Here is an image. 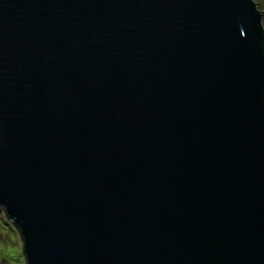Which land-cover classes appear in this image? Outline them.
<instances>
[{
    "label": "water",
    "instance_id": "water-1",
    "mask_svg": "<svg viewBox=\"0 0 264 264\" xmlns=\"http://www.w3.org/2000/svg\"><path fill=\"white\" fill-rule=\"evenodd\" d=\"M0 210L25 264H264L254 0H0Z\"/></svg>",
    "mask_w": 264,
    "mask_h": 264
},
{
    "label": "rangeland",
    "instance_id": "rangeland-1",
    "mask_svg": "<svg viewBox=\"0 0 264 264\" xmlns=\"http://www.w3.org/2000/svg\"><path fill=\"white\" fill-rule=\"evenodd\" d=\"M255 2L258 3L259 8L261 10L262 26H264V0H255ZM0 213H1L0 215L3 218V214H2L1 210H0ZM4 220H5V223H8L10 226V228H8V229L6 227L5 230L8 232H12V234L10 233V235H8V237H6V239L4 240L5 241L4 242V248H2L3 250H1V248H0V253H1V251H3V253H5L4 257H5L6 261L8 262V264H25L23 262V256H22V252H21V241L19 240L18 233L15 229H13L12 225L6 219H4ZM0 260H1V258H0Z\"/></svg>",
    "mask_w": 264,
    "mask_h": 264
},
{
    "label": "trees",
    "instance_id": "trees-1",
    "mask_svg": "<svg viewBox=\"0 0 264 264\" xmlns=\"http://www.w3.org/2000/svg\"><path fill=\"white\" fill-rule=\"evenodd\" d=\"M255 3L257 4V6L259 8L258 3L257 2H255ZM6 227H7V229L10 228L9 224L8 223H5V220L0 215V248H1V250H3L2 248H4V242H5L4 240L6 239V237H8V235H10V233L12 234V232H8V231L5 230ZM4 254L5 253H3V251H1V253H0V258H1L0 264H8V262L6 261V259L4 257L5 256Z\"/></svg>",
    "mask_w": 264,
    "mask_h": 264
}]
</instances>
